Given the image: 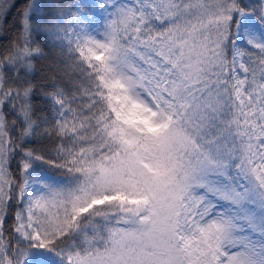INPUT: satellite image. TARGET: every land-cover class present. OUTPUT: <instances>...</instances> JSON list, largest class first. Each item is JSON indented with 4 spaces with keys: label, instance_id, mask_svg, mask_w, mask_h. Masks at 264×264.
<instances>
[{
    "label": "snow or ice",
    "instance_id": "6c2138e0",
    "mask_svg": "<svg viewBox=\"0 0 264 264\" xmlns=\"http://www.w3.org/2000/svg\"><path fill=\"white\" fill-rule=\"evenodd\" d=\"M13 7L0 264H264V0Z\"/></svg>",
    "mask_w": 264,
    "mask_h": 264
},
{
    "label": "trees",
    "instance_id": "16d2710c",
    "mask_svg": "<svg viewBox=\"0 0 264 264\" xmlns=\"http://www.w3.org/2000/svg\"><path fill=\"white\" fill-rule=\"evenodd\" d=\"M12 3L16 5V7L11 8L9 11L7 18H6V28H7V34L12 35L17 30L18 26V20L17 17L20 12V5H23L25 3V0H12ZM37 84H42L43 81L40 79V74L37 73Z\"/></svg>",
    "mask_w": 264,
    "mask_h": 264
}]
</instances>
